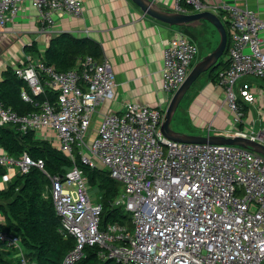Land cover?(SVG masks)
Wrapping results in <instances>:
<instances>
[{"label": "built area", "instance_id": "built-area-1", "mask_svg": "<svg viewBox=\"0 0 264 264\" xmlns=\"http://www.w3.org/2000/svg\"><path fill=\"white\" fill-rule=\"evenodd\" d=\"M24 2L37 10L42 31L51 27L56 12L78 17L83 11L80 0H0V33ZM180 2L188 4L191 13L205 7L203 0H175L182 13L188 11ZM224 11L228 64L218 72L217 83L223 87L232 123L228 130L212 134L242 136L264 144L263 129L241 127L239 98L252 103L257 89L248 82L236 84L245 75L264 79L260 39L264 20L235 5L225 6ZM197 56V44L181 31L165 42L161 89L168 101ZM13 71L25 83L20 91L25 102L33 103V96L44 94L45 89L54 92L56 99L35 103L37 110L26 114L0 101V125L32 131L72 165L63 174H50L41 159L26 152L12 157L0 146V166L5 168L0 183L30 168L46 176L60 222L58 232L75 239L62 264H73L85 245H97L100 259L119 264H264L263 155L237 145L171 140L160 128L161 108L125 102L118 112L99 113V105L116 95L115 75L105 60L87 55L77 58L72 68L57 71L38 56H27ZM97 114L100 119L93 129ZM210 128L207 125L205 136L212 135ZM76 155L90 167L106 169L120 183L114 204L130 214V231L118 223L100 226L102 205L74 163ZM3 249L20 258V264H35L24 256L19 237L0 227Z\"/></svg>", "mask_w": 264, "mask_h": 264}, {"label": "crops", "instance_id": "crops-1", "mask_svg": "<svg viewBox=\"0 0 264 264\" xmlns=\"http://www.w3.org/2000/svg\"><path fill=\"white\" fill-rule=\"evenodd\" d=\"M80 1L83 6L80 16L56 12L53 24L45 31L41 29L42 24L37 10L24 2L13 22L0 33V81L7 69L21 65L27 56H38L43 61L42 57L50 39L59 33L67 32L76 38L88 37L97 42L101 51L97 61L109 62L114 72L115 98L101 103L98 107L99 113L118 112L125 102L165 109L169 101L161 89L163 48L173 33L179 31L176 26L147 16L130 0ZM152 1L162 9L177 11L175 0ZM203 3L205 5L203 10L221 17L222 23L225 24L224 7L231 5L252 10L264 20V0H203ZM197 24L200 28L210 25L215 29L204 20L187 26L197 28ZM215 31L217 32L216 29ZM260 39L261 48L264 50V30L260 33ZM218 40L208 53L217 45ZM32 45L36 51H27L26 47ZM199 60L197 56L194 64ZM202 76L203 79L194 89L193 96L198 98L194 97L191 107L197 113H191V121L199 128H203L205 122L201 117L206 119L213 116L211 121L206 123V127L210 125L215 132L228 130L232 118L230 113L227 114L223 87L218 85L217 80L212 82L206 75ZM241 82H248L257 89L254 102L245 103L239 98L240 109H246L245 112L241 111V127L242 129L253 127L254 131L256 128V131L264 130V79L245 75L240 77L237 83ZM99 119L100 114H97L91 124L93 129L96 128ZM3 184L4 188L6 183ZM45 195H49L48 188ZM8 253L10 254V251Z\"/></svg>", "mask_w": 264, "mask_h": 264}, {"label": "trees", "instance_id": "trees-1", "mask_svg": "<svg viewBox=\"0 0 264 264\" xmlns=\"http://www.w3.org/2000/svg\"><path fill=\"white\" fill-rule=\"evenodd\" d=\"M179 6L191 12L188 4L180 2ZM223 24L225 27V22ZM176 28L198 45L204 35L200 27L183 25ZM202 29L206 28L201 27ZM227 47L228 34L224 55L216 64L200 74L192 85L202 75H206L209 81L217 80L218 72L228 64L225 59ZM26 49L33 52L35 50L33 45L27 46ZM100 53L99 44L93 39L76 38L70 33L63 32L50 39L42 58L44 64L53 66L57 71H66L74 66L77 58L88 55L97 60ZM198 58L202 57L198 55ZM23 86L24 81L15 75L13 69H7L0 81V101L3 105L11 107L18 114H26L37 110L38 105L35 103L39 104L45 99L51 103L55 102L56 94L49 89H45L42 95L33 96V103L25 102L20 96ZM241 111L245 112L246 109L243 108ZM0 146L12 157H18L26 152L34 159H41L45 170L50 174H63L72 165L71 160L52 147L48 141L36 138L32 131L23 133L13 124L0 125ZM74 163L86 177L89 187L96 192L102 205L100 226L118 223L130 231L132 228L130 214L122 206L114 204L121 190L120 183L111 178L106 169L84 164L78 155L75 156ZM4 173L5 168L0 166V177ZM48 185L46 176L37 168H30L24 174L17 173L4 188L0 189V217L3 219L0 227L19 237L24 256L31 262L62 264L64 256L74 247L75 239L72 236L64 237L58 232L59 218L53 208L51 197L45 195ZM99 249L97 245H85L82 256L73 264H119L114 259H100ZM0 264H20V258L3 249L0 250Z\"/></svg>", "mask_w": 264, "mask_h": 264}, {"label": "water", "instance_id": "water-1", "mask_svg": "<svg viewBox=\"0 0 264 264\" xmlns=\"http://www.w3.org/2000/svg\"><path fill=\"white\" fill-rule=\"evenodd\" d=\"M134 3L140 11L147 16L158 20L160 22L172 25V26H183V25H194L200 23L202 20L212 24L219 35V40L216 47L207 55L203 56L197 61L189 71L185 81L176 90V92L170 98L167 107L163 112V119L161 122V131L167 138L185 143H213V144H229L237 145L244 148H248L255 153L264 156V144L251 141L248 138L242 136H224L219 134H212L209 136H199L192 134H185L178 132L171 128L170 122L172 117L180 105V102L186 95L187 91L191 87L195 79L203 72L207 71L212 67L218 59L224 55L227 33L221 19L213 12L202 10L193 13H182L178 11L166 10L158 7L152 0H130Z\"/></svg>", "mask_w": 264, "mask_h": 264}, {"label": "rangeland", "instance_id": "rangeland-1", "mask_svg": "<svg viewBox=\"0 0 264 264\" xmlns=\"http://www.w3.org/2000/svg\"><path fill=\"white\" fill-rule=\"evenodd\" d=\"M204 27L206 29L201 30V28H200V31H203L204 35L200 38L199 45L197 44L198 49H199L198 55L200 58L207 55L208 51L211 49V47L216 44V40H218V33L215 31V29H213V27H211L210 25H204ZM197 28H199L198 24H197ZM202 54H204V55L202 56ZM202 79H203V76H200L199 79L189 88L186 95L184 96V98L180 102L179 107L175 111V113L172 117V120L170 122V126L174 130L185 133V134H192V135H199V136H205L206 135V123H209L211 121V119L213 118V116H208V118H206V119L201 117V119L205 122V123H203L204 124L203 128H199L198 126L194 125L192 123L191 117H190L191 113H197V112H194L191 105H192V101L194 100V97H195V96H193V94H195L194 89ZM237 82H239V79L237 80ZM237 82H236V84H237ZM195 98H198V97H195ZM228 113H230L229 110H227V114ZM214 125H216V124H214ZM256 130H257V128L255 129V131ZM214 132H215L214 128L211 127L210 128V134H212ZM0 182H2L1 177H0ZM0 184L2 187L4 186L3 183H0ZM91 194L96 196V198H98L97 194L94 190L91 191ZM238 194L242 195L243 193L239 192Z\"/></svg>", "mask_w": 264, "mask_h": 264}]
</instances>
